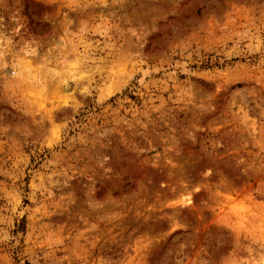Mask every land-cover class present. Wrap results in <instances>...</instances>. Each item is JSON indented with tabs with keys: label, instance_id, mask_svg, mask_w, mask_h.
Wrapping results in <instances>:
<instances>
[{
	"label": "rangeland",
	"instance_id": "rangeland-1",
	"mask_svg": "<svg viewBox=\"0 0 264 264\" xmlns=\"http://www.w3.org/2000/svg\"><path fill=\"white\" fill-rule=\"evenodd\" d=\"M0 264H264V0H0Z\"/></svg>",
	"mask_w": 264,
	"mask_h": 264
}]
</instances>
